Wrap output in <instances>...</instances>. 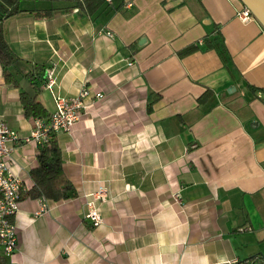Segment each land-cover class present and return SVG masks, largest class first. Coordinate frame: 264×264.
Instances as JSON below:
<instances>
[{"label": "crops", "instance_id": "obj_1", "mask_svg": "<svg viewBox=\"0 0 264 264\" xmlns=\"http://www.w3.org/2000/svg\"><path fill=\"white\" fill-rule=\"evenodd\" d=\"M19 8L2 22L17 86L0 64V120L30 134L21 92L47 115L56 94L85 86L104 96L87 98V113L55 134L76 195L23 194L17 247L1 264H264V27L237 17L240 1L21 0ZM37 153L33 141L13 145L22 193ZM98 185L108 196L94 226L85 202Z\"/></svg>", "mask_w": 264, "mask_h": 264}, {"label": "built area", "instance_id": "obj_2", "mask_svg": "<svg viewBox=\"0 0 264 264\" xmlns=\"http://www.w3.org/2000/svg\"><path fill=\"white\" fill-rule=\"evenodd\" d=\"M237 17L247 22L252 18L249 10L242 6L237 11ZM107 34H109L107 32ZM54 79L49 78L46 86L51 88ZM103 94L92 93L90 89L83 86L73 95L64 97L54 95V109L47 117H32L33 128L28 136L20 137L18 133L10 129L7 123L0 120V254L10 256L17 247L16 227L14 217L19 209L23 186L20 179L10 168V154L13 145L17 142H31L43 145L48 143L51 133L60 131L67 132L72 126L87 113L89 107L86 99L93 97L94 100H101ZM89 198L85 202V217L97 226L101 223V215L98 203L104 201L108 196L107 188L98 185L96 190L87 195ZM174 200L180 201V194L173 195Z\"/></svg>", "mask_w": 264, "mask_h": 264}, {"label": "trees", "instance_id": "obj_3", "mask_svg": "<svg viewBox=\"0 0 264 264\" xmlns=\"http://www.w3.org/2000/svg\"><path fill=\"white\" fill-rule=\"evenodd\" d=\"M20 1L0 0V64L4 80L14 86H17V83L12 73L8 70V66L16 61V55L8 47L4 39L2 22L21 11L19 8ZM51 12L52 10H47L46 12H37V14L44 16L49 15ZM195 49V46H189L183 50V53H189ZM26 76L36 92L39 76L32 72L27 73ZM20 97L24 114L27 117H47L44 107L35 99L34 94L21 92ZM30 175L33 180V186L29 191L22 193V195L25 194V196L31 198L42 197L53 201L69 199L76 195L74 187L64 174L62 154L55 133L50 134L48 143L38 146L37 166L30 171Z\"/></svg>", "mask_w": 264, "mask_h": 264}, {"label": "water", "instance_id": "obj_4", "mask_svg": "<svg viewBox=\"0 0 264 264\" xmlns=\"http://www.w3.org/2000/svg\"><path fill=\"white\" fill-rule=\"evenodd\" d=\"M245 6L252 17L264 27V0H239Z\"/></svg>", "mask_w": 264, "mask_h": 264}]
</instances>
